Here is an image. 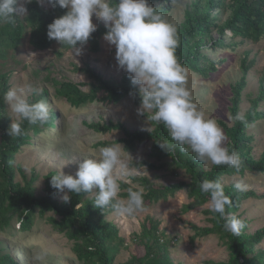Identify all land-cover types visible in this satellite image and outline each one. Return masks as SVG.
Instances as JSON below:
<instances>
[{
  "label": "rangeland",
  "instance_id": "obj_1",
  "mask_svg": "<svg viewBox=\"0 0 264 264\" xmlns=\"http://www.w3.org/2000/svg\"><path fill=\"white\" fill-rule=\"evenodd\" d=\"M205 0H154L149 4L157 9H163V15L168 22L177 27L178 32L185 19V11L193 3ZM218 1V0H216ZM231 0H221L211 10V15L217 16V22L224 24L230 16L229 7ZM93 23L104 25L93 16ZM229 29L224 33L214 28L210 34L197 39L193 52H199L212 61L216 70L210 72L208 78L190 69L187 78V87L191 92L192 101L202 109L206 116L214 118L219 125L222 121L228 126L233 125L230 119L233 91L240 83L243 75L245 85L241 93L239 113L244 115L251 106V99H258V111L263 117L252 122L247 135L250 137L251 156L256 161L264 155V38L257 43L249 40L241 41L240 38H230ZM58 42L45 51H35L26 42L18 49L9 50L5 57H0V75H6L5 81L9 88H25L28 83L38 86L42 93L48 91L47 104L49 109L59 114L55 126H40L41 131H30L32 139L29 144L20 148L14 157V165L20 166L15 172V180L23 182V174L32 181L37 195L43 194L45 176L51 171L61 168L66 174H75L78 163L83 156L96 157L101 141L115 142L122 145L125 135L122 130L96 132L87 124L120 123L129 131H147L154 128L153 121L149 119L151 112L140 115L136 104L130 96H125L119 101H108L104 90L98 88V83L88 77L84 72L86 67L95 68L104 80L119 82L124 71L119 70L115 60V47L109 45L103 36L100 38V50L93 52L86 43L82 54L73 56L71 49L64 51L59 56ZM35 55H32V54ZM248 70L243 74V67ZM70 80L75 83H84L81 89L88 92L97 88V99L79 108L71 106L63 98L55 94L53 80ZM139 87V86H138ZM27 92V89L25 88ZM39 94V95H40ZM28 99L38 95L27 93ZM9 116V124L14 119L13 114L3 101ZM223 130V128L219 125ZM224 134L225 131L223 130ZM225 146L228 138L225 134ZM174 143V142H172ZM153 144L149 140L136 142L131 150H122L124 158L129 160L133 173L122 183L129 184L139 189V184L133 183L132 176H145L152 182L162 185H171L179 181H188L189 175L184 168L174 161L175 151L170 153H153ZM131 157H129L128 156ZM132 160V161H131ZM149 161L159 168L148 165L137 166L141 161ZM75 161V162H71ZM172 165H175L173 172ZM198 168L209 170L213 165L205 167L198 163ZM238 180H243L248 185L247 191H254L255 198L242 201L235 213L245 223L242 230L245 235H253L264 230V171L246 170L242 174L224 175L221 183L224 187H234ZM121 198H126L123 193L127 190L121 187ZM70 195V193H69ZM93 196V195H92ZM56 199L62 202L58 192ZM192 201L186 190H180L165 201H159L145 208L144 212L135 217H119L110 213L104 216L105 221L112 222L118 228L119 235L124 239V244L118 247L113 264L124 263L134 255L133 237L141 231V224L146 215H151L158 223V235L163 238L168 259L172 264H232L234 252L229 247V241L223 229L205 233L212 230L214 223L206 203L187 209V204ZM79 206V205H77ZM61 219L52 213L40 215L36 211L32 230L23 232L18 224L12 221L5 231L0 230V247L4 248L19 264H34L33 256L37 251L46 253L44 264H81L74 250L75 241L69 238L66 231L60 229ZM174 241V242H172ZM113 246H118L117 241H112ZM254 250L264 255V238L255 244ZM241 261V258L238 259Z\"/></svg>",
  "mask_w": 264,
  "mask_h": 264
},
{
  "label": "trees",
  "instance_id": "obj_2",
  "mask_svg": "<svg viewBox=\"0 0 264 264\" xmlns=\"http://www.w3.org/2000/svg\"><path fill=\"white\" fill-rule=\"evenodd\" d=\"M154 0H148L152 2ZM221 0H205L196 2L185 11L183 25L178 32L180 36V46L176 50L179 61L188 69L195 71L203 78H208L210 72L217 68L212 61H209L205 55L199 52H193L192 48L196 45L197 39L203 38L214 30L224 33L229 29L230 38H240L241 41L249 40L257 43L264 38V0H231L229 7L230 16L224 24L217 22V16L211 15L213 7L220 4ZM27 14L17 17L14 24H0V57H5L9 50H16L26 42L35 51H45L52 47L57 41L49 40L47 37L48 25L65 14L66 9L60 7L41 6L33 0L26 5ZM160 12L164 10L157 9ZM106 32L105 25H98L97 30L91 34L88 40L89 48L93 52L100 50V38ZM58 55L61 56L64 51L70 48L67 45H61ZM248 70V66L243 67V74ZM84 72L89 78L98 83V88L106 93V99L110 101H119L125 96H130L136 104H140L139 87L132 85L129 77L123 75L119 82L104 80L95 68L86 67ZM5 73L0 75V230L5 231L12 221L19 226V230L26 232L32 230L36 211L40 215L52 213L59 216L61 222L60 229L67 232L69 238L75 241V254L82 262L81 264H113L114 256L118 247L124 244V239L119 235L118 228L112 222H107L104 216L112 213L110 209H100L94 206V196L87 193H70L68 203L59 202L56 199L58 191L51 186V176L57 174V171H51L45 176V186L42 195L36 194V189L32 181L23 174V182L15 180L16 170L20 166L14 165V157L21 147L29 144L32 135L30 131L36 133L41 131L38 125H30L25 121L22 125L24 134L20 137H11L8 134L9 116L3 105L4 94L9 89L6 85ZM264 81V77L262 82ZM55 94L58 98H63L71 106L79 108L82 105L94 102L97 99V88H92L88 92L81 89L84 83H75L70 80H53ZM245 85V76L243 75L240 83L233 91L232 104L230 108L231 117L239 113L241 102V91ZM132 93V95H130ZM47 89L30 101L44 100L47 103ZM258 99H251V106L244 114L247 124L239 121L233 122L232 126L220 121L219 125L225 131L228 138L227 148L229 151H236L242 161V166L237 171L226 165L215 166L209 170L198 168V162L191 153L181 152L179 147L175 149L174 161L178 166L184 168L189 175L188 181H179L171 185H162L152 182L145 176H132L133 183L139 184L144 190L145 208L159 201H165L180 190H186L192 201L187 204V209L201 206L208 200L207 194L201 193L199 183L204 179L219 180L224 175L242 174L246 170L264 171V155L260 160H255L251 156L250 137L247 135L249 125L263 117V113L257 110ZM50 118L44 126H55V121L59 114L52 109ZM154 128L150 131H129L120 123H93L87 124L96 132H107L114 129L122 130L125 137L121 140L126 150H131L136 142L149 140L153 144V153L159 154L167 152L160 147L161 143H172L167 130L163 124L153 122ZM42 132V131H41ZM115 142L101 141L97 146L113 145ZM168 153V152H167ZM171 154V152H169ZM148 165L152 168H159L149 161H141L137 166ZM175 172V165H172ZM122 188L132 187L131 183L121 182ZM134 190L136 188L132 187ZM226 195L231 198L232 204L226 206V215H235L242 201L247 198L257 197L254 191L238 192L232 187H224ZM127 196V191L123 193ZM79 205V206H77ZM210 214L215 227L212 230H206L205 233L215 232L223 229L224 220L218 213H212L209 210L204 211ZM238 217V216H237ZM158 223L151 215H146L141 224V231L133 237L135 253L124 263L119 264H172L167 257L165 245L162 244L163 238L158 235ZM225 231V230H224ZM229 241V247L235 256L232 264H264L263 253L254 250L255 244L261 242L264 238V230L258 231L253 235H245L241 231L240 235L234 236L229 232H224ZM116 240L118 246H113L112 241ZM174 242V241H172ZM241 258L239 262L238 259ZM0 264H19L4 248L0 247Z\"/></svg>",
  "mask_w": 264,
  "mask_h": 264
},
{
  "label": "clouds",
  "instance_id": "obj_3",
  "mask_svg": "<svg viewBox=\"0 0 264 264\" xmlns=\"http://www.w3.org/2000/svg\"><path fill=\"white\" fill-rule=\"evenodd\" d=\"M33 0H0V24H14L17 17L27 14L26 5ZM67 11L48 25L47 37L67 45L73 56L82 54L83 46L97 30L93 16L104 23L103 39L115 47V60L132 85L139 86L138 114L151 112L149 119L163 124L174 143L159 144L162 149L191 153L205 167L226 165L237 171L242 161L236 151L225 146V134L214 118L192 101L187 87L188 68L176 55L180 46L177 27L168 22L163 13L151 6L148 0H36ZM48 50V49H47ZM32 55H35L34 53ZM27 89V92L25 91ZM25 88H9L4 102L14 119L8 134L15 138L24 134L23 123L45 125L50 118L44 100L30 101L27 93L39 95L41 89L28 83ZM132 95V93H130ZM233 122L247 124L244 115L230 117ZM121 144L106 145L96 157L83 156L75 174H66L62 168L51 176V186L61 194L63 202L70 201L69 193H87L94 196V206L110 209L119 217H135L144 212L143 188H127L126 198H121V182L132 175L133 167L124 158ZM129 156V154H128ZM130 157V156H129ZM131 158V157H130ZM132 161V160H131ZM75 162V161H71ZM199 190L207 194L206 207L224 220L223 228L234 236L240 235L245 223L236 215H226V206L232 204L219 180L204 179ZM238 192H246L243 180L234 184ZM46 253L37 251L34 264H44Z\"/></svg>",
  "mask_w": 264,
  "mask_h": 264
}]
</instances>
